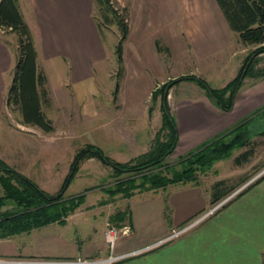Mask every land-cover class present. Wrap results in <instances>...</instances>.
I'll use <instances>...</instances> for the list:
<instances>
[{
  "label": "rangeland",
  "instance_id": "1",
  "mask_svg": "<svg viewBox=\"0 0 264 264\" xmlns=\"http://www.w3.org/2000/svg\"><path fill=\"white\" fill-rule=\"evenodd\" d=\"M108 1L119 17H125L129 27L128 38L123 43L122 66L118 52L122 38L119 27L113 21L104 33L98 31L96 25L102 19L94 0H79L78 5L84 21L92 28L98 54L81 58L75 55L76 51H70V43L65 41L61 31L55 29L56 21L48 10L52 8V0H20L40 54V66L48 79L51 78L52 87L48 84L51 104L46 105L44 111L56 129L53 134H46V140L43 138L42 141L36 130L26 128L23 129L25 132H20L19 113L7 109L11 114L8 118L11 128L14 133L19 132L16 136L26 134L34 139L23 175L47 193L55 194L64 188L75 156L91 145L99 146L106 156L116 158L122 164H135L139 159L140 163H145L142 160L144 155L149 154L155 144L169 142L170 135L169 129L163 125V95L159 93L154 97V92L179 81L171 84L168 97L171 113L177 122V148L162 164L150 166L146 171L171 167L182 173L189 168L182 164L186 158L199 153L206 143L237 129L240 131L238 137L247 145L236 149L227 160L216 163L206 174H195L193 181L171 185L166 188V194L158 197L147 194L143 200L136 198L134 205L138 208L137 204L146 200L167 205L170 220L174 215L179 219L207 203L209 206L203 216L214 208L213 204L210 205V198L218 182H224L221 190H230L229 196H232L264 173V53L252 58V71L242 79L232 110L224 112L214 105L207 90L193 79L205 81L211 89H224L241 75L249 57L259 47L242 45L238 35L220 26L225 20L214 0ZM0 42L14 53L16 63V37L0 31ZM193 110L196 114L199 111L198 115L208 116L211 111L220 119L225 117L227 128L203 144L200 140L188 142V133L185 132L190 131L189 112ZM178 123L184 126L181 138ZM210 124L211 120L207 126ZM9 132L4 135L0 130V136L10 137ZM121 143L128 145L129 153L121 157L112 155L111 152L116 154ZM246 152L250 156L248 161L242 158ZM113 175L112 168L101 160H83L65 199L85 195L86 207L103 199L104 191L105 199H109L107 192L114 189L119 180L134 176ZM164 177L170 179L172 174L164 173ZM117 197L122 196L114 199ZM5 198L0 184V201H4L0 215L20 211L15 201ZM119 203L126 206L127 202ZM82 209L78 208L76 214ZM110 225L112 223L108 227ZM125 226L131 228L129 223L122 225ZM66 231L70 233L72 230L68 228ZM28 242L27 238H0V249L23 247Z\"/></svg>",
  "mask_w": 264,
  "mask_h": 264
},
{
  "label": "crops",
  "instance_id": "2",
  "mask_svg": "<svg viewBox=\"0 0 264 264\" xmlns=\"http://www.w3.org/2000/svg\"><path fill=\"white\" fill-rule=\"evenodd\" d=\"M78 3L79 0H52V8L48 10L56 21L55 29L61 31L65 41L70 43V51H76L75 55L80 58L92 53L97 55L98 49L92 28L84 21ZM220 26L225 31L230 30L226 20ZM13 55L7 45L0 42V130L4 135L6 131H10V137L0 136V160L23 174L28 167L26 158L34 139L26 134L23 137L16 136L19 132L14 133L12 124H9L8 118L11 114L7 111L5 101L14 78L13 69L17 64ZM50 79L49 86L52 87ZM198 113L196 114V110L189 112L190 131L185 132L188 133L186 136L188 142L200 140V144H203L227 128L225 117L220 119L219 115L216 117L211 111L208 116ZM210 120L211 124L207 126ZM20 128V132H25L23 129L26 128L36 130L40 133L42 141L43 138L45 140L47 138L40 129L27 127L21 123ZM178 128L181 130V138L184 126L178 123ZM199 128L202 129L201 132L198 131ZM120 145L116 154L114 151L111 152L112 155L121 157L125 155L124 153H129L128 145L124 143ZM111 159L121 163L116 158ZM103 193V199L85 207L86 197L81 213L70 216L65 224L56 222L10 237L27 238L29 242L23 247L1 248L0 259L106 260L111 256L105 240L108 225L112 223L122 226L129 223L133 233L119 241L115 255L133 253L137 255L115 264H264V179L214 217L171 241L167 239L172 230L181 229L191 223L205 213L209 205L204 203L179 219L174 215L169 220L167 205L159 202L154 204L149 200L137 204L139 209L134 205L136 198L143 200L147 194L156 197L166 194V188L136 193L131 198L117 197L112 201L105 199V191ZM121 201L127 202L126 206L120 204ZM210 202L211 205V198ZM124 213H128L127 218L120 221L122 216L119 214ZM115 219L116 221L112 222ZM68 228L72 230L70 233L66 231Z\"/></svg>",
  "mask_w": 264,
  "mask_h": 264
},
{
  "label": "trees",
  "instance_id": "3",
  "mask_svg": "<svg viewBox=\"0 0 264 264\" xmlns=\"http://www.w3.org/2000/svg\"><path fill=\"white\" fill-rule=\"evenodd\" d=\"M101 14L102 22L98 23L97 29L104 33L108 25L116 22L121 32V40L118 48L119 64L123 65L122 50L123 43L129 35V27L125 17H119L118 13L111 7L108 0H94ZM224 16L230 31L238 35L239 42L247 47H259L257 51L249 57L247 63L241 71V75L224 89H211L205 81L197 80L206 90L207 94L213 99L214 105L224 112H230L233 108L235 96L242 82V75L250 60L258 54L264 53V0H214ZM127 12V11H125ZM111 15V16H110ZM95 21V18H94ZM0 31L14 35L17 39L18 61L14 68V78L6 97V107L12 112H18L21 117V124L27 127L40 129L44 134H53L55 131L52 120L48 118L44 111L46 105H50L49 80L46 72L40 66V54L36 46L32 30L21 10L19 0H0ZM157 47L159 43L157 42ZM253 60L247 72L248 76L252 71ZM175 81L171 84H176ZM171 84L166 85L162 90L157 89L156 94L162 96V112L164 128L169 129V142L155 144L154 149L144 155L143 161L139 159L135 164L118 163L107 157L103 150L96 146H87L75 156L74 164L66 179L64 188L50 194L41 189L37 184L26 176L11 168L6 162L0 160V184L8 200L15 201L20 208L15 214L0 215V237L10 238L17 234L30 232L33 229L59 222L65 224L66 220L76 213L78 208L84 205L86 196L82 195L70 200L65 199V193L73 183L79 172L80 164L83 160L91 158L99 159L101 162L111 167L114 171L113 177L124 174L134 176L124 180H119L114 189L107 192L109 200L121 195L123 198H131L136 193H143L158 189H165L171 185L187 183L193 181L197 173L206 174L211 171L216 163L227 160L236 149L246 147L247 143L243 138L238 137V129L227 134L222 138H216L210 143H206L202 150L190 155L182 163L188 166L182 173L173 171L171 167L157 171H146L148 167H153L162 162L177 148L179 136L177 122L171 113L168 103L169 89ZM119 91V82L116 86V94ZM229 93V96L227 94ZM155 99V98H154ZM236 135V136H234ZM246 152L242 155L245 161L250 156ZM240 163V162H238ZM164 173H171L172 177H164ZM140 176V179H138ZM264 179V176L249 185L233 200L223 206L220 210L229 206L237 198L244 195L252 187L256 186ZM224 182L215 185L212 196V204L216 206L226 199L231 193L230 190H221ZM4 201H0V211L4 206ZM107 204V202H105ZM22 210V211H21ZM219 210V211H220ZM217 211L216 214L219 212ZM128 213L119 214L122 220H126ZM113 220L112 222H115Z\"/></svg>",
  "mask_w": 264,
  "mask_h": 264
},
{
  "label": "built area",
  "instance_id": "4",
  "mask_svg": "<svg viewBox=\"0 0 264 264\" xmlns=\"http://www.w3.org/2000/svg\"><path fill=\"white\" fill-rule=\"evenodd\" d=\"M263 175H264V173L261 174L255 181L247 184L244 187V189L246 187H248V185H251L252 183L256 182ZM241 192L238 191V192L234 193L232 196H229L227 199H224L219 204L214 206V208L212 210H210L208 213L197 218L195 221H192L191 223H189L185 227L178 229V230H173L172 234L168 237L167 241L177 239L178 237L184 235L185 233L189 232L193 228L199 226L201 223L205 222L207 219L212 217L213 214L215 215L217 211H219L223 206H225L227 203H229L235 197H237V195L240 194ZM131 231H132V229L129 227H126V226L122 227V226L110 225L107 228V230L105 232V240H106L108 250L111 253L110 254L111 256L106 260H83V259L67 260V261H28V260H11L10 261V260H0V264H115L117 262L126 260L130 257L137 255V253L126 254V255H121V256L115 255V251L117 249L119 241L124 237H128L130 235Z\"/></svg>",
  "mask_w": 264,
  "mask_h": 264
},
{
  "label": "water",
  "instance_id": "5",
  "mask_svg": "<svg viewBox=\"0 0 264 264\" xmlns=\"http://www.w3.org/2000/svg\"><path fill=\"white\" fill-rule=\"evenodd\" d=\"M251 60H252V59H251ZM251 60H250V62H251ZM250 62L247 64V66H246V68H245V70H244V72H243L242 79L244 78V76H245V74H246V72H247V69H248V67H249V65H250Z\"/></svg>",
  "mask_w": 264,
  "mask_h": 264
}]
</instances>
